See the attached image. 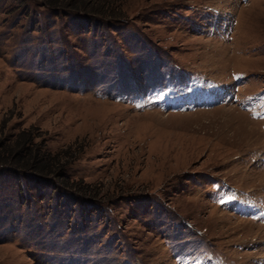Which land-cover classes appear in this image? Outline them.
I'll return each instance as SVG.
<instances>
[{
  "label": "rangeland",
  "instance_id": "obj_1",
  "mask_svg": "<svg viewBox=\"0 0 264 264\" xmlns=\"http://www.w3.org/2000/svg\"><path fill=\"white\" fill-rule=\"evenodd\" d=\"M0 0V264H264V0Z\"/></svg>",
  "mask_w": 264,
  "mask_h": 264
},
{
  "label": "trees",
  "instance_id": "obj_2",
  "mask_svg": "<svg viewBox=\"0 0 264 264\" xmlns=\"http://www.w3.org/2000/svg\"><path fill=\"white\" fill-rule=\"evenodd\" d=\"M46 8L54 11L71 13H88L91 16L100 15L102 7H96L88 0H39ZM57 159L33 148V138L30 133L19 134L12 144L0 142V167L15 170L22 176L30 175L46 179L56 174L59 166Z\"/></svg>",
  "mask_w": 264,
  "mask_h": 264
}]
</instances>
